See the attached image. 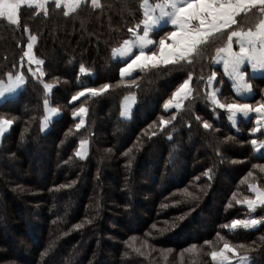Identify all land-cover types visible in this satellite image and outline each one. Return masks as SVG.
<instances>
[{"label":"trees","instance_id":"16d2710c","mask_svg":"<svg viewBox=\"0 0 264 264\" xmlns=\"http://www.w3.org/2000/svg\"><path fill=\"white\" fill-rule=\"evenodd\" d=\"M101 3L93 9L89 0L66 17L49 1L46 16L25 5L18 25L0 18V81L8 73L25 81L0 100V118L13 121L0 140V264H217L208 253L225 240L238 253H228L227 264H239V256L264 264V209L237 203L255 198L249 185L264 188V149L250 143L264 132L252 134V120L233 126L208 98L226 36L213 38L191 64L121 77L112 49L142 20L141 0ZM31 35L42 65L24 56ZM81 65L89 71L81 73ZM189 74L192 95L181 109L166 110ZM251 82L252 104L264 79ZM105 83L110 88L100 95L72 100ZM219 85L221 103L239 100L221 75ZM45 98L59 111L43 130ZM161 117L170 121L163 130ZM249 217L262 222L223 227Z\"/></svg>","mask_w":264,"mask_h":264},{"label":"snow or ice","instance_id":"6c2138e0","mask_svg":"<svg viewBox=\"0 0 264 264\" xmlns=\"http://www.w3.org/2000/svg\"><path fill=\"white\" fill-rule=\"evenodd\" d=\"M88 2L89 0H53L55 8L61 9L66 17L77 12L82 5ZM25 5L36 10L37 14L42 12L45 16L48 15L49 0H0V18H5L10 24L18 25L21 7ZM90 5L93 9L102 7L101 0H90ZM140 8L143 10L144 18L135 28L128 29L132 36L129 39H124L118 47L112 49L113 56L124 59L125 66L120 69L121 77L131 76L137 69L157 68L160 64L177 65L181 62L191 64L195 57L200 55L202 48L211 43L213 38L226 36L223 46L216 48V62H222L224 74L232 80L237 97L251 93L252 86L247 82L245 66L250 65L254 73L256 71L264 72V0H159L155 5H152L150 0H141ZM157 10L159 14H156ZM254 10L259 13L256 23L245 27V21L250 14H254ZM162 23L170 24L171 29L159 38L157 44L151 34ZM36 40L35 35L29 36L24 56L28 57L30 61L34 60L37 65H42L44 61L35 59L32 53ZM234 43L239 46L238 51L234 50ZM153 48L157 50L154 51ZM134 49L137 50L135 53ZM79 70L81 73L89 71L84 65H81ZM37 71L41 76L43 75L39 68ZM33 74L35 75V73ZM7 77L6 84L0 81V97L13 92L25 82L22 73L15 76L8 73ZM215 78L216 72H212L208 78L209 86ZM191 80L192 76L189 74L188 78L173 93L172 98L165 103L166 110L182 108L183 100L192 95ZM43 87L45 91L50 92L53 85L44 83ZM109 88L110 85L107 83L100 88L85 87L83 91L74 95L72 100L84 96L86 92L93 96L100 95ZM208 95L213 104L227 110L228 119L233 123V126L238 125V116L250 118V114H255V126L250 131L252 134L261 132L262 126H264V103H258L255 106L239 100L233 103H221L216 91ZM44 105L49 115L59 111L48 106L47 98L44 100ZM86 112L87 109L83 106L78 109V113L81 115ZM76 114L74 113V115ZM48 118V116L45 117L44 126H46ZM175 118V116L172 117V119ZM197 119L200 118L197 117ZM169 122L161 117V130ZM12 123L13 121L10 119L0 118V134L3 133L5 126H10ZM83 124L84 120L81 119L80 123L76 125L77 129ZM203 127L210 129L212 126L204 122ZM87 143L86 140L81 141V148L83 149ZM250 143L255 151L264 149V140L251 139ZM80 154V152L77 153V155ZM252 175L251 172L248 173V176ZM209 179H211L210 175ZM249 189L255 193V198H246L244 201L237 200V203L246 204L252 212L257 207L264 209V188L249 185ZM187 194L192 195L191 193ZM235 197L234 193L233 199ZM261 222L262 219L256 217L233 219L230 224H225L223 227L235 231L241 227L244 229L255 228ZM132 239L134 241L135 237ZM220 239L224 240V237L220 236ZM206 243L210 244L211 242ZM195 249L196 246L193 245L190 251ZM136 251L139 252V249ZM228 253L238 255L235 247L225 240L222 248L212 250L208 254L217 264H225L230 259ZM239 264H249V258L239 256Z\"/></svg>","mask_w":264,"mask_h":264},{"label":"crops","instance_id":"0c3cea01","mask_svg":"<svg viewBox=\"0 0 264 264\" xmlns=\"http://www.w3.org/2000/svg\"><path fill=\"white\" fill-rule=\"evenodd\" d=\"M158 2H159V1L152 2V3L150 2V3H151L152 5H155V4L158 3ZM142 13H143V10H142ZM156 14H159V13H158V10H157V13H156ZM250 17H251V20H250L249 17H248L247 20L245 21V25H244L245 27H246V26H250V25H254V24L256 23L258 17H259V13L256 12V11L254 10V14H250ZM143 18H144V17H143ZM143 18H142V19H143ZM170 29H171V25H170V24L162 23L158 29L154 30V32L151 34V36L157 41V44H158V40H159V38L162 37V36H164L165 32H167V31L170 30ZM131 36H132V33H131V35H130L127 39H129ZM233 47H234V50H236V51L239 50V46L236 45L235 43H234ZM152 50L155 51V50H157V49H156V48H153ZM133 51H134V53H135L137 50L134 49ZM146 51H147V49H146ZM114 57L122 63V67L125 66V63H124V59H123V58H120L119 56H114ZM215 64H216L217 67H218V71L216 72V78H215V80L212 81L211 86H209V84H208V89H211V90L213 89V87L215 86L216 81H217V79H218V76L221 75L222 78L226 79L227 81H230L231 86H232V91H233V93L235 94V89H234V87H233V82H232V80H231L228 76H226V75L224 74V71H223V64H222V62H221V63H217V62H216V59H215ZM160 65H163V64H160ZM122 67H121V68H122ZM139 70H141V69H137V70H135L133 73H135L136 71H139ZM245 70H246V73H247V82H248L249 84H251V86H252V82H251V81L254 80L255 78L264 79V72L256 71V72L254 73V72L252 71L250 65H246V66H245ZM133 73H132V74H133ZM125 77H129V76H125ZM21 86H22V85H21ZM19 87H20V86H19ZM211 90H210V91H211ZM14 92H15V91H13V92H11V93H6L5 96L0 97V100H1V99H4V98H7L9 95H12ZM235 95H236V94H235ZM253 95H254V91H253V88H252V91H251L250 94H248V95H244V96H240V97H237V96H236V97H237V99H239L240 101L247 102V103H251L250 99L252 98ZM188 97H189V96H188ZM188 97H187V98H188ZM187 98H186V99H187ZM260 98H261V99L259 100L260 103H264V88L260 90ZM186 99H184L183 102H184ZM126 102H127V103H130V102H131V99H130V98L127 99ZM212 104H213V103H212ZM214 105H215V104H214ZM169 109H171V108H169ZM220 109H221V108H220ZM222 110H226V109H222ZM226 111H227V110H226ZM46 116H48L49 118H48V120H47L46 126H44V123H45V117H46ZM45 117H44L43 122H42V128H43V130H46L47 127H48V125H49V123H50L54 118L57 117V112L54 113V114L49 115V113L46 111V112H45ZM255 118H256V117H255V114H250V118H244V117H242V116H238V117H237V119H243V120H245V121L252 120L254 125H255V123H254V122H255ZM7 130H8V126H5V129H4L3 133L0 134V140L3 138V136L5 135V133L7 132ZM262 131L264 132V126H262Z\"/></svg>","mask_w":264,"mask_h":264},{"label":"rangeland","instance_id":"374dc122","mask_svg":"<svg viewBox=\"0 0 264 264\" xmlns=\"http://www.w3.org/2000/svg\"><path fill=\"white\" fill-rule=\"evenodd\" d=\"M49 1H53V0H49ZM211 89H208L207 90V92H208V94L209 93H211V92H213V91H216L217 93H218V95L220 94V91H221V85H219L217 88H215V86L213 87V89L210 91ZM15 91V90H14ZM208 98H209V95H208ZM211 101V100H210ZM231 103V102H230ZM258 103H260V101H256L255 100V102L254 103H252L254 106L256 105V104H258Z\"/></svg>","mask_w":264,"mask_h":264}]
</instances>
